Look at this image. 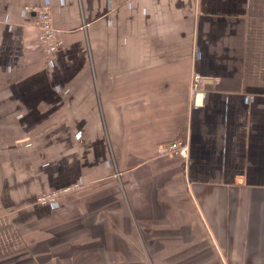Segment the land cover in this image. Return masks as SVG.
<instances>
[{"label": "crops", "instance_id": "1", "mask_svg": "<svg viewBox=\"0 0 264 264\" xmlns=\"http://www.w3.org/2000/svg\"><path fill=\"white\" fill-rule=\"evenodd\" d=\"M0 264H264V0H0Z\"/></svg>", "mask_w": 264, "mask_h": 264}, {"label": "built area", "instance_id": "2", "mask_svg": "<svg viewBox=\"0 0 264 264\" xmlns=\"http://www.w3.org/2000/svg\"><path fill=\"white\" fill-rule=\"evenodd\" d=\"M25 14L33 17V26L37 30L38 41L46 55L51 56L62 46L63 41L53 27L51 8L46 3L28 4L22 8ZM211 78L193 73L189 83L190 108L196 109L204 106L207 98V86ZM158 158L166 156H178L184 160L189 157V141L181 138L158 146L156 150ZM79 183H72L52 191L39 195L35 204L52 208L57 202L65 200L67 196L79 188Z\"/></svg>", "mask_w": 264, "mask_h": 264}, {"label": "rangeland", "instance_id": "3", "mask_svg": "<svg viewBox=\"0 0 264 264\" xmlns=\"http://www.w3.org/2000/svg\"><path fill=\"white\" fill-rule=\"evenodd\" d=\"M73 193H74V192H73ZM73 193H72V194H73ZM72 194H70L69 196H67V198L70 197ZM67 198H66V199H67Z\"/></svg>", "mask_w": 264, "mask_h": 264}]
</instances>
